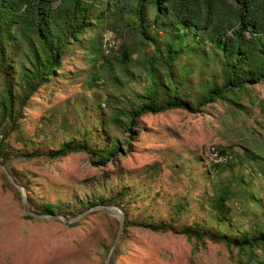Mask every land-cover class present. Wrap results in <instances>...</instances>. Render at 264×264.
I'll list each match as a JSON object with an SVG mask.
<instances>
[{
  "label": "trees",
  "instance_id": "obj_1",
  "mask_svg": "<svg viewBox=\"0 0 264 264\" xmlns=\"http://www.w3.org/2000/svg\"><path fill=\"white\" fill-rule=\"evenodd\" d=\"M109 29L123 41L117 54L113 50L107 54L104 49ZM77 49L84 51L93 66L86 77L90 88L100 86L101 82L119 89L131 81L142 84L146 78L149 81L127 106L110 97L106 105L114 112L106 114L103 125L138 132L137 122L147 114L175 109L198 114L218 101L241 113L249 114L253 107L260 108L264 119V99L257 97L254 89L264 80V0H0L3 164L8 166L14 157V149L6 143L12 132L18 134L26 147L35 144L32 139L22 138L24 129L19 120L22 110L42 86L61 78L71 79L65 73L64 63ZM193 62L202 66L201 79L196 82L190 79L196 72ZM138 67L140 74L134 71ZM87 102L85 98L83 103ZM90 103L101 108V103L93 99ZM259 125L264 131V123ZM77 133L82 134L79 130ZM89 135L86 131L79 143L73 139L44 153L26 150L21 156L57 160L83 152L95 166H105L118 157L121 152L118 139L111 136L105 147L93 146V134L90 139ZM257 144L244 145L240 153L219 148L220 156L226 159L212 166L214 170L210 173L216 172L219 183L205 202L221 224L234 222L235 205L260 203L263 215L254 218L257 224L249 230H240L241 233L216 232L198 225L180 230L189 238L237 249L243 254L238 260L240 264H264V134ZM9 171L18 184L17 176ZM4 177L14 187L5 173ZM128 192L122 190L113 199L102 197L82 202L87 209L78 215L96 206L115 205L125 215V229L131 226L155 232L172 229L163 223L131 224L120 203L124 199L130 201ZM259 193L263 194L260 199ZM30 202L28 197V208ZM184 208L178 206L174 214L182 215ZM59 212L57 205L45 203L35 213ZM70 215L78 216L74 211ZM242 215L250 218L252 211Z\"/></svg>",
  "mask_w": 264,
  "mask_h": 264
},
{
  "label": "rangeland",
  "instance_id": "obj_2",
  "mask_svg": "<svg viewBox=\"0 0 264 264\" xmlns=\"http://www.w3.org/2000/svg\"><path fill=\"white\" fill-rule=\"evenodd\" d=\"M109 31L105 43L114 40L117 54L123 41ZM83 53L75 50L64 63L71 79L61 78L42 86L25 104L19 119L24 129L22 138L32 139L35 144L26 147L16 132L6 140L15 151L6 166L17 176L18 184L26 187L31 199L29 209L38 212L41 205L50 203L72 219V211L78 215L87 209L82 202L113 199L126 190L131 199L120 203L131 224L163 223L172 229H125L110 264H240L243 254L237 249L224 243L198 241L180 230L198 225L216 232L241 233L255 226L254 218L263 215L260 203L246 201L249 204L235 205L232 224H221L205 203L219 183L216 172L210 173L213 164L221 162L213 157L212 149L240 153L244 145H258L264 134L259 125L264 123L260 108L253 107L247 114L218 101L198 114L181 109L147 114L137 122L138 132H125L103 125L106 114L114 112L106 101L110 97L120 99L127 106L135 94L143 92L148 79L145 84L131 81L119 89L106 82L90 88L86 77L93 66ZM193 63L196 72L190 79L196 82L202 66ZM134 71L140 74L141 68ZM254 89L257 97L264 99V80ZM85 98L89 103H83ZM92 99L101 103V108L91 105ZM78 130L82 134L88 131V139L93 134V146L105 147L111 136L118 139L121 152L105 166H95L83 152L57 160L21 156L26 150L44 153L73 139L79 143L83 140ZM262 195L259 193L258 199ZM180 205L185 212L174 214ZM250 211V218H242ZM119 226L118 220L102 211L89 213L75 224L28 218L20 188L6 181L0 167V264H106Z\"/></svg>",
  "mask_w": 264,
  "mask_h": 264
},
{
  "label": "water",
  "instance_id": "obj_3",
  "mask_svg": "<svg viewBox=\"0 0 264 264\" xmlns=\"http://www.w3.org/2000/svg\"><path fill=\"white\" fill-rule=\"evenodd\" d=\"M0 167L2 169V171L5 173V175L8 177L9 181L16 186L17 188H20V192L22 194V207L24 212L26 213L27 216L32 217V218H38V219H49V220H61L63 222H65L66 224H75L77 222H79L82 218H84L87 214L92 213V212H96V211H102L107 213L110 217L116 219L119 221V230L118 233L116 235V239L114 244L112 245L109 254L107 256V260H106V264H110L113 254L116 250V248L118 247V244L121 240V235H123L124 230H125V226H126V218L124 213L117 207H107V206H96L93 208H90L86 211H84L83 213H81L80 215L76 216L73 219H68L67 217H65L62 214H58V215H45V214H39V213H35L34 211H31L28 208V195L27 192L25 191V187L21 186V185H17L16 180L14 179L13 175L11 174V172L9 171V169L7 168V166L5 164H3L0 161Z\"/></svg>",
  "mask_w": 264,
  "mask_h": 264
},
{
  "label": "built area",
  "instance_id": "obj_4",
  "mask_svg": "<svg viewBox=\"0 0 264 264\" xmlns=\"http://www.w3.org/2000/svg\"><path fill=\"white\" fill-rule=\"evenodd\" d=\"M104 49H105L106 53L109 54L111 50L114 51V49H115V43H114L112 40L107 41V42L105 43V45H104ZM115 53H116V52H115ZM212 150H213V151H212V152H213V153H212V154H213V157H214L217 161H221V163L225 161L226 158L220 156V154H219L218 151H215L214 149H212Z\"/></svg>",
  "mask_w": 264,
  "mask_h": 264
}]
</instances>
